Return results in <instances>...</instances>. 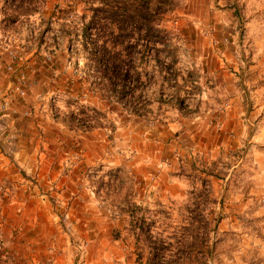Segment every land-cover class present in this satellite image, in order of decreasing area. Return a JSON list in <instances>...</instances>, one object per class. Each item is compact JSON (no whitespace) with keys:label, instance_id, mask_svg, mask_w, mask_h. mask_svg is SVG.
Masks as SVG:
<instances>
[{"label":"rangeland","instance_id":"1","mask_svg":"<svg viewBox=\"0 0 264 264\" xmlns=\"http://www.w3.org/2000/svg\"><path fill=\"white\" fill-rule=\"evenodd\" d=\"M221 1L174 0L163 24L167 55L122 57L130 67L122 86L96 85L105 61L82 50L102 36L97 0H0V102L10 96L0 110V264H264V0ZM201 4L218 8L236 33L211 47L233 52L214 78L233 123L184 170L147 172L130 152L156 113L148 99L164 75L189 80L194 59L213 54L199 39ZM19 83L22 98L11 91ZM16 145L43 152L40 176L38 153L24 170L8 155ZM120 150L129 153L105 156Z\"/></svg>","mask_w":264,"mask_h":264},{"label":"crops","instance_id":"2","mask_svg":"<svg viewBox=\"0 0 264 264\" xmlns=\"http://www.w3.org/2000/svg\"><path fill=\"white\" fill-rule=\"evenodd\" d=\"M221 2L222 1L219 0V3ZM196 7L199 9L198 12L207 14L202 21L204 27L199 28L198 32L204 37L202 39L199 35V39L208 44L209 48L213 45V39L218 42V39L225 33L230 34L233 39L236 38V33L232 31L233 27L224 25L227 24L225 20L226 15H221L218 8L211 9V6L202 4ZM223 11L225 13L227 10L223 9ZM27 12L28 11H25V9H22L20 13L27 14ZM12 18L15 19V17ZM205 53L203 59H199V57H197L198 61L194 59V61H196L195 63L199 64L202 70V74L198 78L197 86H186L189 80L183 77V79H181L182 81H176L177 83L174 86L176 90H171L170 93H167L165 75L156 85L155 99L152 97L148 99V106H155L156 109V113H154L151 118L149 132H147V135L137 138V142H131L132 146L134 145L135 147V151H131L130 154L133 163H135L137 167H143L147 172H156L160 174L173 173L181 169L184 170V166L188 164L187 159H190L195 152L200 154L197 149L200 145L204 148L211 149V147L214 146V144H212L214 132H217L220 127L225 128L226 125L230 126L233 123L231 119H223L224 115L229 114L231 100L227 99V94L224 92L225 90L214 82V78L226 74V70L230 63L234 61L233 52L225 50L222 53L221 51L215 53L211 48V53L213 54H210L208 51H205ZM158 60L159 63H161L159 58ZM163 65L165 66V63H163ZM157 73L164 74L165 72L160 70L157 71ZM117 80L120 81L119 79ZM116 85L118 86L119 84L111 83V86ZM161 98L163 100H161ZM164 98L168 102L165 101ZM152 101L154 103H152ZM216 114H219V116ZM100 131L99 134H102V129H100ZM115 133L117 146L119 144L123 145L125 139L121 138L117 130ZM226 133H229V129ZM93 134L95 133L93 132ZM6 139L3 138L0 140L4 143ZM193 147L197 151L193 150ZM30 151L29 149L19 148L16 145L8 155L15 157L19 156L20 159H18L17 163L23 167L22 169L29 170L31 163L34 162L33 160L36 157H33V155L38 153L39 159H36L37 165L35 164L34 166L39 172L38 176H40L42 171L46 170L44 163L45 155L43 152L39 153L38 150L30 155ZM120 151V154L117 153L108 157L107 153L105 156L109 160H113L114 158L118 161L121 157L126 156L123 155L124 153H129L124 150ZM88 155L87 153L86 157L90 158ZM12 160L13 159L10 160V165H13Z\"/></svg>","mask_w":264,"mask_h":264},{"label":"trees","instance_id":"3","mask_svg":"<svg viewBox=\"0 0 264 264\" xmlns=\"http://www.w3.org/2000/svg\"><path fill=\"white\" fill-rule=\"evenodd\" d=\"M97 1L100 7L95 11L101 15L104 24L99 25L96 30L102 36L90 42L89 46L83 45L82 50L96 62L105 61L101 67L100 63H97V73L101 74V77L97 78L101 82L96 85H103L104 80L119 79L124 82L122 86H125L129 83L130 67L123 64L122 57L131 59L136 55L140 59H147L152 53L157 56L163 53L167 55L170 38L163 24L166 22V15L172 11L174 0ZM158 45H161V48H158ZM124 67L128 70L124 69L122 72ZM120 96L122 100L126 97L124 93Z\"/></svg>","mask_w":264,"mask_h":264},{"label":"built area","instance_id":"4","mask_svg":"<svg viewBox=\"0 0 264 264\" xmlns=\"http://www.w3.org/2000/svg\"><path fill=\"white\" fill-rule=\"evenodd\" d=\"M16 22V21H15ZM14 22V23H15ZM204 33H206V32H204ZM225 41H227L226 39H224ZM212 43H213V45H215V44H217V41H215L214 39L212 40ZM72 49V48H71ZM72 51V50H71ZM70 51V52H71ZM73 52H71V54H72ZM152 55V54H151ZM10 56H11V61H13L15 58H16V56L15 55H12V53L10 54ZM149 58V57H148ZM5 68L7 69V70H9V71H13L14 70V65L12 64V63H8V64H6L5 65ZM167 69V68H166ZM171 69L170 68H168L167 69V74L169 75V76H171ZM201 72H202V70H200V67H199V64H197V63H193V64H191V66H190V73L188 74V78H189V80H190V82H191V84H193V85H196L197 84V82H198V78H199V76H200V74H201ZM166 82H168L169 84H171L172 85V87H173V89H174V86H175V84H176V81L174 80V79H172V77L171 78H166ZM8 88H10V87H8ZM12 89H11V91H13V92H15L19 97H24L25 96V93H26V90H25V88H24V86L21 84V83H19V84H15V85H13L12 87H11ZM126 95V94H125ZM10 98V96H7V97H5L4 99H3V101H1L0 102V110L1 111H5L6 110V108H7V104H8V101H7V99H9ZM0 190H1V186H0ZM4 197H5V195H4ZM2 200V196H0V201Z\"/></svg>","mask_w":264,"mask_h":264}]
</instances>
